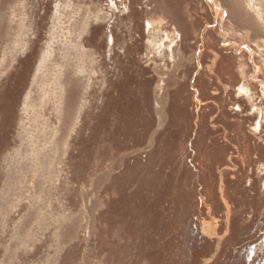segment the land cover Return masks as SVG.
<instances>
[{"label": "rangeland", "instance_id": "1", "mask_svg": "<svg viewBox=\"0 0 264 264\" xmlns=\"http://www.w3.org/2000/svg\"><path fill=\"white\" fill-rule=\"evenodd\" d=\"M0 0V264H264V0Z\"/></svg>", "mask_w": 264, "mask_h": 264}, {"label": "bare ground", "instance_id": "2", "mask_svg": "<svg viewBox=\"0 0 264 264\" xmlns=\"http://www.w3.org/2000/svg\"><path fill=\"white\" fill-rule=\"evenodd\" d=\"M248 1V4L251 8H253L255 10V13L256 14H259V12L261 11L260 9V6H262V4L258 5V2L259 0H247Z\"/></svg>", "mask_w": 264, "mask_h": 264}]
</instances>
